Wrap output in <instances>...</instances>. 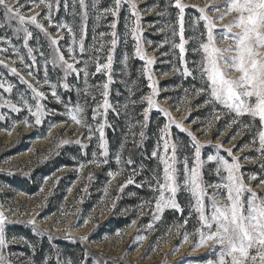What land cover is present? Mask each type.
Returning <instances> with one entry per match:
<instances>
[{"label": "rangeland", "instance_id": "1", "mask_svg": "<svg viewBox=\"0 0 264 264\" xmlns=\"http://www.w3.org/2000/svg\"><path fill=\"white\" fill-rule=\"evenodd\" d=\"M20 2L24 5L21 9L24 15L37 16L50 36H45L35 25H28L33 33L28 46L33 48L35 57V64L29 69L27 65L33 64V61L24 46L23 33L17 36L12 28L0 27V49H6L0 51V60L8 65L4 67L0 64V81L5 87L13 85L10 93L0 88V105H4L5 99H10L21 108L16 112L7 105L0 107V211L4 212L8 221L5 225L6 238H15L7 249L12 254L11 258L17 264L27 260H31L32 264H44L46 258L47 264H56L57 259L60 264H66L69 259L72 264H80L87 251L90 253L87 264H95V258L100 256L106 259L107 264H207L209 259L215 262L218 253L212 251V242L196 247L199 242L197 214L192 212L188 224L183 223L189 217L190 194L183 190L177 194L182 214L165 209L159 214L161 219L156 221L152 214L156 193L148 184L153 182L157 172L162 182L163 164L152 157V152L157 150L159 142L158 157L165 155L163 141L159 138L164 125L169 124L167 139L178 146L177 155L181 163L175 166L181 169V181L183 159H188L189 167L194 161L193 141L187 134L191 132L202 145L205 185L218 181L214 173L215 162L208 161L207 157L218 154L231 162L232 157L225 151L231 148L240 159L244 182L264 195V184L260 183L264 180V160L252 146L257 129L243 130L236 135L241 131V125L228 126L232 115L216 105L221 114L220 120L216 121L213 105H204L207 94L195 95L196 90L204 86L198 72L202 50L197 49L201 42H206L205 21L200 9H204V14L215 21L221 12L212 9L224 5L225 0H182L185 6L183 62L179 49L174 47L180 41L179 10L174 7V0H135L138 21L132 15L130 5L122 3L115 18L117 44L114 49L110 35L113 31L110 24L114 18L108 14L97 22L96 12L91 8L93 0H86L89 15L83 21L78 14L73 15L71 0H60L58 10L54 5L51 23L46 19L48 9L39 0ZM112 2L101 0L99 7H110ZM8 3L15 4L16 0H8ZM65 3L69 5L67 9ZM75 11L79 13L78 5ZM232 19L228 15L216 24L214 31L219 48L230 46L229 40H222L221 33ZM82 24L86 26V35L83 39L85 52L81 54ZM57 25L70 26L76 43L73 44V34L68 32L67 27ZM133 28H136L137 39H133ZM100 32L108 35L100 37ZM5 38L10 44L3 42ZM51 39L58 41L65 58L75 67L83 68L88 62L87 84L84 83L83 73L79 79L70 74L65 81L61 79L63 72L59 68L46 64V59H52ZM100 42H104L103 51L93 53V47L99 48ZM137 46L145 57L143 60L136 54ZM69 47L74 48L76 61L69 58ZM94 54L99 59L91 61L90 57ZM109 54L113 57V64L107 99L112 108L105 113L102 92L109 72L102 70L96 73L95 65L106 63ZM148 59L154 63L147 65ZM45 66L49 83L43 82ZM185 66L192 71V76L182 74ZM13 67L28 83L45 93V98L39 101L45 109L40 124L35 123V117L21 103L20 98L24 97L33 105L32 110H36L37 101L33 100L27 85L10 71ZM30 70L35 73L34 76L27 75ZM64 83L70 85L71 91L63 88ZM150 83L157 90L156 95L148 87ZM51 85H56L60 100L52 96ZM149 96H152L156 106L148 110L145 122V98ZM69 101L68 107L74 109L79 104L84 109L80 113L84 117L81 124L72 121L67 114L65 103ZM94 109L95 120L92 118ZM165 112L170 116H166ZM240 119L241 124L249 122L247 116ZM145 123L146 126H143ZM176 123L182 124L187 131L175 127ZM85 124L91 126V139L87 138L89 128ZM99 124L105 125L103 143L107 155L100 147ZM258 124L259 121H256ZM141 130L143 137L139 135ZM65 140L67 144L62 143ZM77 140L81 143H75ZM217 143L224 148L218 151L215 147ZM118 155L121 157L119 163L116 160ZM245 157L252 159L245 160ZM129 159L131 164L127 163ZM110 172L115 175L110 176ZM252 176L256 179H250ZM128 178H132L134 183L127 184L120 191V186ZM138 184L143 186L137 187ZM214 191L208 187V196ZM205 203H209L208 197H205ZM29 220H35V226L27 223ZM149 223L153 224L152 228L148 227ZM34 227L42 234L37 235ZM185 233L188 235L187 242H184ZM138 237L144 239L138 240ZM82 238H86V242H82ZM28 244L35 246L34 255ZM20 253L23 255H17Z\"/></svg>", "mask_w": 264, "mask_h": 264}, {"label": "snow or ice", "instance_id": "2", "mask_svg": "<svg viewBox=\"0 0 264 264\" xmlns=\"http://www.w3.org/2000/svg\"><path fill=\"white\" fill-rule=\"evenodd\" d=\"M128 3L130 5L132 15L136 17L137 21L139 16L137 15V5L135 0H113L112 6L100 8L99 5L101 0H93L91 8L96 12V20L99 22L101 19L106 18L108 14L114 18L110 24L111 31L110 35L111 46L114 49L117 44V33L114 31L117 28L115 18L121 9L122 3ZM39 3L45 5L48 9L46 19L51 23V14L56 6L57 10L60 6V0H39ZM79 6V13L75 10ZM24 5L20 0H16L15 4L10 5L8 0H0V27H10L13 32L19 36L23 33V43L27 48L28 57L31 58L33 64L27 65L29 69H32L35 64V57L33 56V48L28 46V41L32 37L33 33L29 30L28 25H35L36 28L44 32L45 36H50L49 33L44 29V25L38 22L37 16L33 15L27 17L21 11ZM65 9L69 7L68 3L64 4ZM174 7L179 10L180 19V41L175 44L174 47L179 49L180 60L184 61L185 54V40L183 36V13L185 6L182 0H174ZM71 8L73 15H79L81 20H86L89 15V4L86 0H71ZM213 11L221 12V15L213 21L207 14H204V9H200L202 13V19L205 21L206 27V42H201L200 47L197 51L202 50V59L198 67L199 78L203 81L204 86L196 90L195 95L207 94V99L204 101V105H213V115L216 121L221 118L220 109L216 108L219 105L221 109L226 110L227 114L233 116L231 123L228 125H241V131L237 132L236 135H240L243 130H251L256 128V135L253 137L252 146L260 154V158L264 160V0H225L224 5L219 8L212 9ZM231 15L233 19L224 26V30L221 33L222 40H229L230 46L227 48L217 47L216 33L214 29L216 24L223 21L225 16ZM15 24V27H13ZM57 27H67L70 34H73V44L76 43L73 29L67 25H57ZM136 28L132 29L133 39H137ZM86 35V26H81V42H80V53L85 52L83 39ZM100 37L108 35V33L100 32ZM175 35V32L173 33ZM5 44L10 42L5 38L3 41ZM52 47V59L49 61L46 59V64L51 63L54 68H59L63 72L61 79L67 80L70 74H75L76 78L79 79L81 73H83L84 83H88L89 72L87 70L88 62H85L83 68H77L73 63H69L68 59L65 58L63 52L58 47V41L55 39L50 40ZM104 42H100V47H93V53L103 51ZM6 49H0L5 51ZM15 51V48H13ZM68 53L70 59L73 61L77 60V57L73 54L74 48L69 47ZM136 54L140 59H144V55L141 54L139 46L136 48ZM43 56L44 53L41 52ZM23 61V57H20ZM99 57L95 54L90 57L91 61L98 60ZM147 65H152L154 61L148 59ZM0 64L4 67H8L3 60H0ZM113 64V57L111 54L107 56V62L104 64L96 63L95 71L100 73L102 70H108V82L103 84L104 91L102 95L104 97L103 108L105 113L112 108L107 97L109 83L112 82V76L110 74ZM10 71L17 75L21 83L27 85V88L33 94V100H36L35 111H33V105L29 104L24 97H21V103H23L27 110L35 117V123L40 124L41 118L45 113V109L40 100L45 98V93L37 90V88L28 83L23 75H21L17 68L13 67ZM147 72V69H145ZM182 74L184 76H192L193 73L186 66L183 69ZM28 76H34L33 71L27 73ZM148 79L151 81L152 77L149 75ZM44 83H49L48 69L44 68ZM63 88L71 91V87L68 83H64ZM149 88L153 89V95L157 94V90L153 87V84L148 85ZM0 88L4 89L5 92H12L13 85L8 84L5 87L4 82L0 81ZM52 96L57 100H60L56 92V85H51ZM79 92V88H77ZM147 108L144 110L143 119L145 122L148 120V110L155 107V101L152 96L146 97ZM65 103L67 108V114L71 120L77 124L84 122V117L80 115L83 112V108L77 104L76 107L70 108ZM133 104L136 101H132ZM4 105H7L11 110L19 112L21 108L13 103L10 99L4 100ZM4 105H0L3 107ZM127 107V106H125ZM164 111L163 109H160ZM113 111H116L113 109ZM117 115L119 112L117 111ZM166 116H170L169 113L165 112ZM247 116L249 122L241 124L242 117ZM93 120L96 119V110H93ZM256 121H259L258 126ZM170 123L174 121L170 120ZM146 126V123L145 125ZM211 126V124L209 125ZM85 127L89 128L88 139L92 138V129L90 125L85 124ZM104 124H99L97 131H99V138L101 141L100 147L105 149L104 155H107V150L103 143L104 140ZM175 127L181 131H187L182 124L176 123ZM169 124H165L161 130L160 140L163 141V150L165 155L158 157V151L160 144H157V150L152 152L153 158H158L163 164V176L161 182V176L157 172L152 181L149 182L148 186L152 189L156 196L155 209L153 211L154 220L158 221L161 219V215L165 209H172L183 213V208L178 203L177 194L180 190L190 194L189 203V217L184 220V225L188 224L191 218L192 212L197 214V221L199 227L196 231L199 233V242L196 247H204L209 242L213 243L212 251L218 253V259L214 262L209 259L207 264H264V195L258 194L251 186L244 182L243 175L241 173V162L238 156H236L231 148L225 149L228 156L232 157L231 162L217 155H210L207 157L208 161L215 162L214 173L218 177V181L213 184L205 185L203 181V165L204 161L201 159V147L197 137L191 133L187 134L193 141L194 148V161L192 166L189 167L187 158H184L183 163V180H180L179 173L181 169H178L175 165L181 163L178 160L177 149L178 146L175 142H170L167 137L169 136ZM139 135L144 136V132L141 130ZM235 139V135L233 136ZM67 144L68 141H62ZM75 143L80 144L81 141L77 140ZM209 143H211L209 141ZM219 151L223 149L222 144L217 143L215 145ZM171 153L169 154V150ZM243 150V149H241ZM252 158L245 157V160ZM117 163L120 162L121 157H116ZM128 164L132 161L129 159ZM264 167V165H262ZM110 176H114V173H109ZM250 179H256L255 176ZM134 180L128 178L124 185L120 186V191L127 184H133ZM264 184V180L260 181ZM142 184H138L137 187H142ZM212 187L214 191L211 196H208L207 188ZM168 193V195H165ZM205 197H208L209 203H205ZM194 201V203H193ZM151 203V202H150ZM7 217L3 211H0V264H17V261L11 258L12 254L7 251L9 245L15 241V238L9 240L5 235V225L7 223ZM27 223L35 226V220H29ZM134 223V222H133ZM149 228L153 227L152 223L148 224ZM37 235H41L40 230L35 229ZM119 235V234H117ZM52 237L49 236V240ZM138 240H143L144 237H138ZM188 235L185 233L184 242H187ZM82 242H86V238H82ZM27 243V242H25ZM32 248L33 255L35 254V246L28 244ZM218 246V247H217ZM22 256L23 253L17 254ZM90 253L85 251L80 264H87ZM19 264H32L31 260L19 261ZM47 264V258L44 261ZM56 264H60L57 259ZM66 264H72L69 259ZM95 264H107V261L102 256L95 258Z\"/></svg>", "mask_w": 264, "mask_h": 264}]
</instances>
